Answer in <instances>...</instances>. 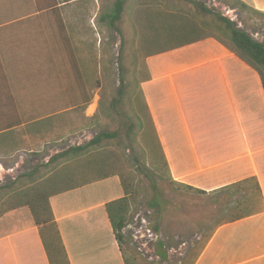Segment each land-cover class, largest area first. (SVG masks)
Returning <instances> with one entry per match:
<instances>
[{"label": "rangeland", "instance_id": "374dc122", "mask_svg": "<svg viewBox=\"0 0 264 264\" xmlns=\"http://www.w3.org/2000/svg\"><path fill=\"white\" fill-rule=\"evenodd\" d=\"M114 1L85 0V2L78 3L81 6L69 5L67 13L74 18V12H77L75 19L83 23L82 27L77 30L81 33V37L87 39L84 49L81 47V53L85 55L86 59L85 73L90 88L88 94L91 101L89 105L83 108H80L82 106L71 107L52 112L49 116H40L39 121L33 126L35 128L29 129V131L25 126L24 129L14 131L15 134L10 136L7 144L0 148V199L8 192L7 189L3 188L4 186L9 187L16 182L23 181L25 177L22 176L34 169H38L39 173L45 176L50 175V172H53L55 168L65 169L67 165L71 164V162L59 159L53 165H49V160L53 156L61 154L70 147L85 145L101 131L113 132L119 128V116L110 113L112 119L107 118L102 115V108L108 107L112 98L116 97L115 92L119 87L121 70L124 84L128 89V97L132 100L139 96V92L133 91L138 90V85L140 88L141 82L146 80L150 74L149 85L144 87L145 85L141 84V87L144 91L143 95L146 94L147 102L151 104L148 107L154 124L157 126L160 121V128L161 121L169 128L177 125L184 133H194L200 128L202 130L210 129L214 127V125H209L210 121L216 124L217 119L221 116L233 113L232 105L229 103L226 93H230L232 98L236 97L229 87L234 83L235 79L232 80V77L235 76L234 73L240 71L249 88L247 93L241 92L245 90L237 91V93L242 99L243 95L247 96L254 106L249 107V116L253 114L252 118H258L259 121L254 123L253 135L251 134L248 143L240 140L238 159L242 156L245 162L260 160L261 158L264 161V97L260 83L257 76L237 61L227 47L210 38L198 45L148 59L144 58L146 50L142 45L143 31L141 29H143L142 22L145 20L143 14L146 10H151L153 14H156V9L152 10L150 7L161 4L163 8L181 15L186 14L187 19L188 17L195 18L194 20L208 19L206 16L197 14L194 9L195 3L184 0H126L124 20L118 24L119 32H117L107 29L99 22L100 15ZM148 2L149 4H147ZM136 5H143V8H136ZM202 5L209 9L205 3ZM240 22V27L235 23L232 24L256 42L264 44V25L260 22L257 23V21L248 23L246 15L243 13L240 16ZM123 40L124 45L121 50ZM81 42H84L83 38ZM161 65L164 66L160 70ZM153 69L154 72L156 71L155 77L152 74ZM167 79H170L175 87L167 83L165 88L174 90L176 86L180 87L181 98L187 95L185 89L201 91L204 92V95L202 94L200 100L193 98L184 102L176 101L177 98H173L172 95L168 98L165 97L164 103L157 107L162 96L159 88L163 84L162 80ZM222 83L223 85L220 86L219 84ZM191 95L200 94L193 92ZM128 100H126L121 114L129 113V116L133 117L134 112L139 113L137 108L139 105L134 101L128 102ZM101 104L102 107H100ZM243 107L239 109L240 112L246 110ZM225 109L227 112L224 111ZM158 113L164 117L163 120H158L156 116ZM247 119H249L248 125H251V118ZM132 132L134 133L133 139H135L132 148H136L135 153H142L144 157L141 159L144 158L149 164V152L144 150V143L136 132V128ZM123 134L124 132L121 133V136ZM228 134L231 137L235 135L232 131ZM227 142L230 143V140ZM124 143L125 140L123 142H118V140L104 141L101 151L116 153V155H120L123 164L126 163L127 159L131 165H134L132 156L135 154H133L131 147ZM222 147L223 145L219 147V150L224 153L223 155L212 150L204 152L197 149L199 155L195 156L194 161L196 167L200 163V168L193 173L192 183L198 188L207 191L213 190L215 189L214 186L208 184H211L212 180L234 175L232 171L226 168L231 160L232 148L227 146L222 149ZM238 159L233 160L234 166L230 167L235 171L234 179L244 176H236L244 161ZM48 165L49 167L45 168ZM216 165H224L225 167L218 166L216 168ZM76 177L74 181L80 182L78 176ZM136 178L137 182L140 181L136 187L139 191V205L136 210L137 213L123 231L127 238V247L135 256L138 264L184 263L190 259L188 253L191 250L197 251L198 243L203 242L202 237L215 222V220L206 221L205 215L218 210L219 204L213 206L211 201L207 200L208 197L199 198L191 194L188 195L183 189L175 191L173 190L175 184L170 186L168 183L158 180L157 188L162 192L163 198L171 201L172 206L169 207L168 212L163 214L159 232L156 234L150 230L149 226L152 214L144 207V200L152 196L150 183L140 174ZM175 179L177 180V175ZM261 185L264 196V184L261 183ZM123 195L124 192L118 178L110 177L104 181L65 192L60 197L54 196L50 200V207L56 228L52 226L51 229L53 230L49 231L50 235L47 234V238H52L56 229L62 241L61 230L57 222L60 215L66 220L72 216L79 217L82 212H86L82 214L98 215L102 204L105 205L108 200L117 199ZM58 199L62 202L60 203ZM2 201L4 200L0 202V244L5 246L19 244L21 237L25 234L30 235L31 233L33 236L36 233L39 235V229L35 226L26 207L2 214L8 204ZM63 211L64 213L60 214ZM78 236L92 238L89 234L79 232H76L72 238L76 239ZM210 247L213 249L211 253L217 252L223 247L224 252L221 254L223 255L221 258L224 259L239 258L245 264H257V261H262L260 264H264V213L252 219L221 227L215 232L204 252L207 253L208 249L210 252ZM165 251L167 253L166 261H161L157 255L162 257Z\"/></svg>", "mask_w": 264, "mask_h": 264}, {"label": "trees", "instance_id": "16d2710c", "mask_svg": "<svg viewBox=\"0 0 264 264\" xmlns=\"http://www.w3.org/2000/svg\"><path fill=\"white\" fill-rule=\"evenodd\" d=\"M221 1L227 5H231V7L238 8L240 14L243 13L246 15V21L248 23L257 21V23L260 22V24L264 25V13L251 8L245 2L241 0ZM125 4L126 0H115L114 3L100 15L99 22L106 26L107 29L119 32L118 24H121L124 20ZM146 8L148 9V7ZM150 8L152 10L156 9V14H153L151 10H146L145 14H143L145 20L142 22L143 29H141V31H143L142 45L144 50H146L144 58L148 59L167 54L207 38H211L224 47H227L234 58L257 76L264 97V44L256 42L244 31L237 29L229 20L209 11L206 7L198 3L194 4L195 11L200 16L208 17V19L194 20L195 18L192 17H188L187 19L186 14L181 15L167 8H163L161 4H156ZM123 45L124 40L121 45V50ZM163 66L164 65H161L160 70ZM155 73L156 71L154 72L153 69V76ZM150 80L151 75L149 74L148 78L141 82V84L150 82ZM162 81L163 84L159 88L161 90L159 92L162 96L159 99V103H156L157 107L164 103L163 99L165 97L168 98L172 95V97L177 98L175 100L179 102L193 99L194 96L191 95L193 92L200 94L196 95V98L199 100L202 94L204 95V92L201 91L185 89L187 95L181 98L179 94L180 87L178 88V86H176L174 90H167L165 88L167 83L172 84V87H175V84H173L170 79ZM134 82H136L135 79ZM141 84V89L138 85V90L133 91L139 92V96L132 100L128 97V89L124 84L121 70L119 87L115 92L116 97L112 98L108 107L102 108V115L107 118L112 119L110 113L119 116V128L116 131H101L85 145L70 147L49 160V165H53L59 159L71 162L65 169L55 168L53 172H50V175L48 174L49 176H44V174L39 173L38 169H34L22 176L25 177L23 181L16 182L9 187H3L7 189L8 192L1 197L0 202L4 200L2 202L8 204L2 214L23 207L29 210L35 226L39 229V236L49 264H69L63 243L56 229L53 232L52 238H47V234L50 235L49 231L53 230L51 229L52 226L56 228L50 207V199L54 196L79 189L91 183L103 181L110 177L118 178L124 192L122 197L113 199L104 205V211L123 264H138L135 256L127 247V238L123 231L137 213L139 191L136 187L140 181L137 182L136 177L139 174L150 183V188L152 190V196L144 200V207L152 214L149 226L150 230L156 234L159 232L163 214L168 212L169 207L172 206L171 201L163 198L162 192L157 188L158 180L168 183L170 186L175 184V189H173L175 191L183 189L188 195L191 194L199 198L208 197L207 200H210L213 206L219 204L218 210L209 212L208 215H205L206 221L211 222L215 220L213 226L205 232L204 237H202L203 242L197 245V251H194L195 249L191 250L188 253L190 259H187L184 263L182 262V264H195L210 243L215 232L221 227L233 225L264 213V196L261 185V183L264 184V161L262 158L260 160L245 162L242 156L239 159V155L231 157L232 161L237 159L241 161L242 159L244 160L242 167H238L240 170L236 173V176H244L234 179L235 171L230 168L234 166L232 162V164L227 165L226 168L232 171L234 175L219 177L217 180H212L213 182L208 184L214 186L215 189L210 191L200 189L192 183V175L183 181L175 179L177 171L172 160L174 157L171 158L170 163L162 142L164 141L165 135L170 137L171 142H175L176 135L181 132V129H179L177 125L169 128L162 121L161 128L159 127L160 121L158 122V127L154 124L148 107V105L151 104L147 102L145 98L146 94L145 96L143 95L144 91ZM219 85L222 86L223 83ZM90 98V95L87 94V99L81 103L82 107L80 108L89 105L91 101ZM127 99H129L128 102L134 101V103L139 105V107L136 106L139 113L134 112L133 117H130L129 113L121 114V110ZM70 103L75 105L76 100L73 99ZM100 107H102V104ZM59 110L64 109L62 108ZM156 116L158 120L164 119L159 113ZM36 123L37 121L34 123H9L7 129L2 131V135L5 137L4 141L6 140L5 144L9 141L10 136L15 134V128L25 126L29 131V129L35 128L33 126H35ZM134 128H136V132L144 143V150L149 152V164L146 163L144 158L141 159L144 157L142 153H135L136 148H132L135 144V139H133L134 133L132 132ZM122 132H124V137L121 136ZM107 140H118V142H123L125 140L124 144L131 147L133 154L138 155L132 156L134 165H131L127 159L125 161L126 163L123 164L120 155H116V153L101 151L103 148L102 143ZM49 165L45 168H48ZM218 166L220 165H216V168ZM76 176H78L80 182L74 181L75 178H77ZM157 256L161 261H166L167 253L165 251L162 257L159 255Z\"/></svg>", "mask_w": 264, "mask_h": 264}, {"label": "crops", "instance_id": "0c3cea01", "mask_svg": "<svg viewBox=\"0 0 264 264\" xmlns=\"http://www.w3.org/2000/svg\"><path fill=\"white\" fill-rule=\"evenodd\" d=\"M241 1L264 13V0ZM80 2L85 0H0V148L6 143L2 131L7 129L9 123L38 122L40 116H49L62 108L80 107L86 101L90 88L81 47L84 49L87 39L81 37L77 30L83 24L75 19L77 12H74V18L67 13L69 5L81 6L78 4ZM135 7L140 9L143 5ZM82 38L84 42H81ZM234 75V83L229 89L236 97L232 98L230 93H226L233 108L232 114L221 116L216 124L210 121L209 125H214L210 129L177 133L175 142L165 135L162 145L170 163L174 157L172 160L178 181L193 176L200 168V163L196 167L194 161L195 156L199 155L197 149L204 152L212 150L223 155L219 147L223 145L224 149L229 146L232 148L230 156H238L240 140L247 144L253 135L254 123L259 120L253 119V114L249 116V107L253 105L247 96L243 95L242 99L237 93L240 90L247 93L249 87L240 71ZM149 83H143L144 87ZM73 99L76 100L75 105L70 103ZM242 106L246 110L240 112ZM224 111L227 112L226 109ZM247 118H251V125H248ZM21 128L24 129V126L14 131ZM230 131L235 133L233 137L228 134ZM198 159L200 161V157ZM101 207L98 215L82 212L79 217L68 218L70 221L61 215L57 218L70 264H123L104 205ZM76 232L89 234L92 238L78 236L73 239ZM21 238L19 244H0V264H49L38 234H25ZM222 248L211 253L213 249L210 247V252L209 249L207 253L203 252L195 264H245L239 258H221L224 252ZM261 262L257 261V264Z\"/></svg>", "mask_w": 264, "mask_h": 264}, {"label": "built area", "instance_id": "2783aa9c", "mask_svg": "<svg viewBox=\"0 0 264 264\" xmlns=\"http://www.w3.org/2000/svg\"><path fill=\"white\" fill-rule=\"evenodd\" d=\"M184 1L193 2V3L201 2L198 3L201 5L205 3V5L209 8L208 9L209 11L226 18L231 23H235L238 27L241 26V22H240L241 14L238 8L231 7L230 5H227L226 3H223L219 0H184Z\"/></svg>", "mask_w": 264, "mask_h": 264}]
</instances>
